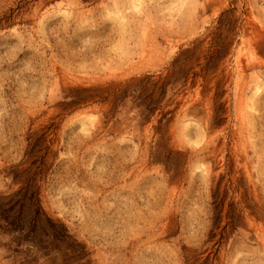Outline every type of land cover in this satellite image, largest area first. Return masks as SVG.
<instances>
[{"label": "rangeland", "instance_id": "374dc122", "mask_svg": "<svg viewBox=\"0 0 264 264\" xmlns=\"http://www.w3.org/2000/svg\"><path fill=\"white\" fill-rule=\"evenodd\" d=\"M0 264H264V0H0Z\"/></svg>", "mask_w": 264, "mask_h": 264}]
</instances>
